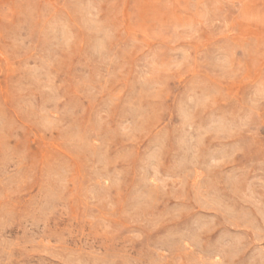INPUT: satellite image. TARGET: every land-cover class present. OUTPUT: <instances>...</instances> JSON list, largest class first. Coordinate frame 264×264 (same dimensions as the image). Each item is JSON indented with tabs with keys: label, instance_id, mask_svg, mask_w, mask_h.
<instances>
[{
	"label": "rangeland",
	"instance_id": "374dc122",
	"mask_svg": "<svg viewBox=\"0 0 264 264\" xmlns=\"http://www.w3.org/2000/svg\"><path fill=\"white\" fill-rule=\"evenodd\" d=\"M0 264H264V0H0Z\"/></svg>",
	"mask_w": 264,
	"mask_h": 264
}]
</instances>
